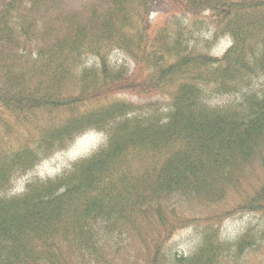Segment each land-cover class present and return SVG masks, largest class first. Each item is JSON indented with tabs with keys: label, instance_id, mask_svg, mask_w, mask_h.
I'll return each mask as SVG.
<instances>
[{
	"label": "trees",
	"instance_id": "trees-1",
	"mask_svg": "<svg viewBox=\"0 0 264 264\" xmlns=\"http://www.w3.org/2000/svg\"><path fill=\"white\" fill-rule=\"evenodd\" d=\"M65 4L0 0V264H252L264 250V0ZM91 132L105 142L90 158L9 193ZM232 193L238 212L261 215L233 240L226 210L178 211ZM187 228L185 255L169 243Z\"/></svg>",
	"mask_w": 264,
	"mask_h": 264
},
{
	"label": "rangeland",
	"instance_id": "rangeland-1",
	"mask_svg": "<svg viewBox=\"0 0 264 264\" xmlns=\"http://www.w3.org/2000/svg\"><path fill=\"white\" fill-rule=\"evenodd\" d=\"M94 2V0H66L65 8L67 12H82L85 11L87 6ZM163 8L156 9L155 13L152 15V21L161 19L163 12L168 9V5L163 6ZM230 46V42L227 39L221 40L220 44L212 50L213 54H222ZM113 63L119 65H133L132 62L126 58L123 54L117 53L112 57ZM264 82V79L262 80ZM236 97H225L218 100L219 103H226L231 100H235ZM105 136L102 134H97L96 132H91L77 140H75L66 150L60 151L53 155L52 157L41 163L33 172L29 173L27 176H23L15 180L13 188L9 193L11 194H21L24 191L26 183L32 178L38 177L40 179L55 178L61 175L63 172L71 169L72 164L78 162L79 160H85L90 158V156L95 153L97 149L105 142ZM261 176L260 171L255 166V172L253 174L252 181L255 182V177L258 179ZM10 194V195H11ZM238 197L232 193L231 197L219 207H205V206H193L188 207V205L180 206L179 210L181 214H184L188 218L204 219L207 216L217 215L218 212L222 213L227 211V217L221 222V232L222 238L233 240L237 233L244 229L247 224L252 222L257 223L261 220V215L250 214L249 212H238L237 203ZM259 224L263 225V222ZM195 234L192 229H182L174 233L170 239V243L178 248V251L183 254H188L193 251L194 246L197 244ZM185 254V255H186ZM253 257V258H251ZM250 262L252 264H264V250H259L253 256L251 255Z\"/></svg>",
	"mask_w": 264,
	"mask_h": 264
}]
</instances>
